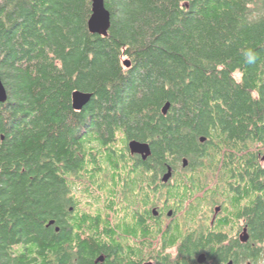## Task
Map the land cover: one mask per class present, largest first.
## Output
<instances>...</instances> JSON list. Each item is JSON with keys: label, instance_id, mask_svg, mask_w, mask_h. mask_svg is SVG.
Listing matches in <instances>:
<instances>
[{"label": "trees", "instance_id": "1", "mask_svg": "<svg viewBox=\"0 0 264 264\" xmlns=\"http://www.w3.org/2000/svg\"><path fill=\"white\" fill-rule=\"evenodd\" d=\"M105 1L107 37L89 32L91 0H0V264L92 262L100 249L66 247L69 209L106 187L143 191L148 213L159 178L183 159L242 182L226 223L245 219L250 235L183 246V264L204 252L216 264H264V0ZM75 91L93 94L81 112ZM132 140L151 145L148 160L131 155ZM91 179L113 183L80 182ZM146 234L152 253L149 221ZM171 237L163 232V249Z\"/></svg>", "mask_w": 264, "mask_h": 264}, {"label": "flooded vegetation", "instance_id": "2", "mask_svg": "<svg viewBox=\"0 0 264 264\" xmlns=\"http://www.w3.org/2000/svg\"><path fill=\"white\" fill-rule=\"evenodd\" d=\"M202 138L200 142L205 144L208 139L203 142ZM131 155L135 156L132 153ZM185 160L188 161L187 164ZM198 167L196 170L193 169L188 159H183L180 166L174 165V168L168 166L166 173L159 178L153 188L148 213L146 194L143 191L137 196L136 192L131 194L128 190H120L119 194H114L106 187L96 188V196L100 197V201L93 198L82 200L75 208L69 209L64 223L73 231V237L66 247L75 248L76 251L83 246L100 249V254L88 264H159L165 260L170 264H177L179 261V264H183L185 260L180 254V248L183 246L198 245L199 249L206 250L211 244L213 248H220L221 246L217 244L227 245L225 236L231 239L229 243L238 240L244 244L240 236L248 229L246 220L240 219L236 222L233 217L228 225L226 223L227 209L234 208L232 204L235 200L231 198L239 197L234 196L235 192L240 191L243 194L242 182L231 180L230 183L234 186L231 187L224 179L220 180V169L216 170L213 165L206 163L199 164ZM170 171L172 176L165 181V176ZM185 180L187 186L181 195L183 198L177 200L175 194L182 185L180 183ZM80 182L101 186L113 183L112 180L104 179ZM173 189L174 197L170 198L168 193ZM240 207L243 208L244 205L237 206L238 209ZM99 208L102 210H98ZM148 221L157 234L156 239L151 242L152 253L146 251ZM57 229L58 232L61 231V227ZM165 230L170 231L173 244L163 249ZM174 238L177 241L174 242ZM201 255L207 258L204 264H216L207 252L192 257L191 264H200L198 259ZM190 261L192 260L189 258ZM83 263L84 260L81 262L77 260V264Z\"/></svg>", "mask_w": 264, "mask_h": 264}, {"label": "water", "instance_id": "3", "mask_svg": "<svg viewBox=\"0 0 264 264\" xmlns=\"http://www.w3.org/2000/svg\"><path fill=\"white\" fill-rule=\"evenodd\" d=\"M92 1V15L88 21V29L92 35H97L101 37H107L109 35L110 29L112 27V17L110 11L106 7L105 0H91ZM126 67H130V62H125ZM93 94L75 91L72 96L73 109L75 111L81 112L92 100ZM9 99L7 89L3 83L2 77L0 75V103L5 104ZM171 108L170 103H167L163 108V113L168 114ZM206 138H202L204 142ZM129 149L132 154L140 155L143 160H148L152 155L151 145L147 143H142L136 140H133L129 143ZM264 162V157H263ZM188 161L185 160V164ZM171 171L165 176V181H168L171 178ZM52 222L51 224H53ZM59 231V229H57ZM241 242L246 244L250 240V235L248 229H245L241 234ZM200 264H204L207 261L205 255H201L198 259ZM229 264H233L230 262Z\"/></svg>", "mask_w": 264, "mask_h": 264}, {"label": "clouds", "instance_id": "4", "mask_svg": "<svg viewBox=\"0 0 264 264\" xmlns=\"http://www.w3.org/2000/svg\"><path fill=\"white\" fill-rule=\"evenodd\" d=\"M244 58L247 64H253L257 59L256 54L251 49L244 52Z\"/></svg>", "mask_w": 264, "mask_h": 264}, {"label": "rangeland", "instance_id": "5", "mask_svg": "<svg viewBox=\"0 0 264 264\" xmlns=\"http://www.w3.org/2000/svg\"><path fill=\"white\" fill-rule=\"evenodd\" d=\"M242 234V233H241ZM174 253H175V251H174Z\"/></svg>", "mask_w": 264, "mask_h": 264}]
</instances>
